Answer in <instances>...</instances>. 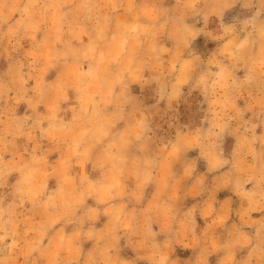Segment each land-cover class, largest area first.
<instances>
[{
    "label": "rangeland",
    "instance_id": "374dc122",
    "mask_svg": "<svg viewBox=\"0 0 264 264\" xmlns=\"http://www.w3.org/2000/svg\"><path fill=\"white\" fill-rule=\"evenodd\" d=\"M162 248L264 264V0H0V264Z\"/></svg>",
    "mask_w": 264,
    "mask_h": 264
},
{
    "label": "crops",
    "instance_id": "0c3cea01",
    "mask_svg": "<svg viewBox=\"0 0 264 264\" xmlns=\"http://www.w3.org/2000/svg\"><path fill=\"white\" fill-rule=\"evenodd\" d=\"M164 245H167V243L164 244ZM165 250H166L165 248H162L161 251L158 250V249L152 251L151 260L150 261H152L153 263H158V264L161 263L162 262L161 253L164 252ZM158 251H159V253H158Z\"/></svg>",
    "mask_w": 264,
    "mask_h": 264
}]
</instances>
